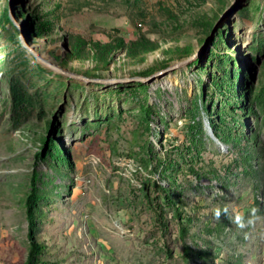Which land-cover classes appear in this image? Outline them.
Returning <instances> with one entry per match:
<instances>
[{
    "label": "rangeland",
    "instance_id": "rangeland-1",
    "mask_svg": "<svg viewBox=\"0 0 264 264\" xmlns=\"http://www.w3.org/2000/svg\"><path fill=\"white\" fill-rule=\"evenodd\" d=\"M4 3L0 264H264V0Z\"/></svg>",
    "mask_w": 264,
    "mask_h": 264
},
{
    "label": "water",
    "instance_id": "water-1",
    "mask_svg": "<svg viewBox=\"0 0 264 264\" xmlns=\"http://www.w3.org/2000/svg\"><path fill=\"white\" fill-rule=\"evenodd\" d=\"M237 0H232V3L230 4V6H228L225 10H223L219 17L218 20L222 19L223 17H225L226 15H228L231 11V7L232 5L236 2ZM4 4H5V19L6 22L14 29V31L16 32V38L18 41V44L20 45V47L27 52L31 57H33L34 59H39L38 55L36 53L33 52V50L27 45V42L24 40L23 38V34H22V30L20 27L19 22H17V18L19 17L18 11L15 8V3L14 0H4ZM187 61V59L185 60H178L173 62L172 64L156 71L155 73H152L148 76H141V77H135L134 79L137 81H142V82H147V81H151L154 80L156 78H158L159 76L171 71L172 69L176 68L177 66H179L180 64H182L183 62Z\"/></svg>",
    "mask_w": 264,
    "mask_h": 264
},
{
    "label": "clouds",
    "instance_id": "clouds-1",
    "mask_svg": "<svg viewBox=\"0 0 264 264\" xmlns=\"http://www.w3.org/2000/svg\"><path fill=\"white\" fill-rule=\"evenodd\" d=\"M229 207L224 206L223 208L216 207L213 210L214 219L220 220L221 216H228L231 222L239 229H245L246 227L255 223L256 215L258 209L252 208L250 213L246 216L244 212L233 208L231 210V215L229 216Z\"/></svg>",
    "mask_w": 264,
    "mask_h": 264
},
{
    "label": "trees",
    "instance_id": "trees-1",
    "mask_svg": "<svg viewBox=\"0 0 264 264\" xmlns=\"http://www.w3.org/2000/svg\"><path fill=\"white\" fill-rule=\"evenodd\" d=\"M19 12V11H18ZM34 196V190L31 189V192L28 194L27 201H26V214L27 217L30 219V212H31V204L32 198ZM28 219V224L30 225V220ZM42 245L40 243L35 242L34 240H30V246L27 251V258L24 264H37V253L40 249H42Z\"/></svg>",
    "mask_w": 264,
    "mask_h": 264
},
{
    "label": "bare ground",
    "instance_id": "bare-ground-1",
    "mask_svg": "<svg viewBox=\"0 0 264 264\" xmlns=\"http://www.w3.org/2000/svg\"><path fill=\"white\" fill-rule=\"evenodd\" d=\"M208 130H209V133H210V136L218 143V144H221L220 142H219V140L213 135V133H212V131L208 128Z\"/></svg>",
    "mask_w": 264,
    "mask_h": 264
}]
</instances>
